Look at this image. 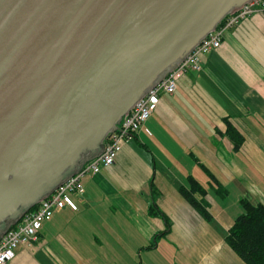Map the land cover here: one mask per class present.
Returning <instances> with one entry per match:
<instances>
[{
	"label": "crops",
	"instance_id": "1",
	"mask_svg": "<svg viewBox=\"0 0 264 264\" xmlns=\"http://www.w3.org/2000/svg\"><path fill=\"white\" fill-rule=\"evenodd\" d=\"M201 64L161 95L111 166L83 178L76 209H56L6 264H141L163 240L177 246L173 264H245L224 236L243 212L240 198L264 204V14L226 28ZM228 125L241 135L237 149ZM151 205L169 219L166 235Z\"/></svg>",
	"mask_w": 264,
	"mask_h": 264
},
{
	"label": "water",
	"instance_id": "2",
	"mask_svg": "<svg viewBox=\"0 0 264 264\" xmlns=\"http://www.w3.org/2000/svg\"><path fill=\"white\" fill-rule=\"evenodd\" d=\"M247 1L0 0V233Z\"/></svg>",
	"mask_w": 264,
	"mask_h": 264
},
{
	"label": "built area",
	"instance_id": "3",
	"mask_svg": "<svg viewBox=\"0 0 264 264\" xmlns=\"http://www.w3.org/2000/svg\"><path fill=\"white\" fill-rule=\"evenodd\" d=\"M254 12L264 14V0H249L235 11L226 14L214 30L204 36L162 78L153 83L152 88L138 98L124 114L118 125L120 130L114 128L107 134L99 154L84 162L79 169L53 187L31 210L21 216L18 223L3 232L0 237V264H6L14 257L18 245L36 241L40 229L56 209L64 206L76 209L71 196L84 191L83 178L111 166L121 151L124 141L141 129L144 122L156 110L161 95L173 93L186 72L200 71L202 55L220 46L223 31Z\"/></svg>",
	"mask_w": 264,
	"mask_h": 264
},
{
	"label": "trees",
	"instance_id": "4",
	"mask_svg": "<svg viewBox=\"0 0 264 264\" xmlns=\"http://www.w3.org/2000/svg\"><path fill=\"white\" fill-rule=\"evenodd\" d=\"M226 132L237 149L241 143V135L229 125ZM180 191L202 217L210 218L201 199L187 190L181 189ZM240 205L243 212L235 218L224 236V241L245 264H264V204H253L245 198H240ZM148 210L149 214L164 219V232L166 233L170 226L169 219L154 205L149 206Z\"/></svg>",
	"mask_w": 264,
	"mask_h": 264
},
{
	"label": "rangeland",
	"instance_id": "5",
	"mask_svg": "<svg viewBox=\"0 0 264 264\" xmlns=\"http://www.w3.org/2000/svg\"><path fill=\"white\" fill-rule=\"evenodd\" d=\"M169 227H171V223ZM167 233L168 231L165 233V235ZM168 241H161L157 250H153L148 253H143V261H141L139 258L138 263L141 262V264H173L172 258L176 257L178 253L177 246L174 245L172 242L170 243ZM152 242L153 244H155L154 239ZM142 244L146 245L147 243ZM112 262L113 260H111V263Z\"/></svg>",
	"mask_w": 264,
	"mask_h": 264
}]
</instances>
